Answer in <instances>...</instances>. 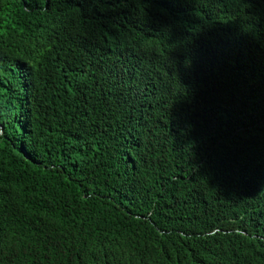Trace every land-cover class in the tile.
Listing matches in <instances>:
<instances>
[{
	"label": "trees",
	"instance_id": "1",
	"mask_svg": "<svg viewBox=\"0 0 264 264\" xmlns=\"http://www.w3.org/2000/svg\"><path fill=\"white\" fill-rule=\"evenodd\" d=\"M0 264H264V0H0Z\"/></svg>",
	"mask_w": 264,
	"mask_h": 264
}]
</instances>
